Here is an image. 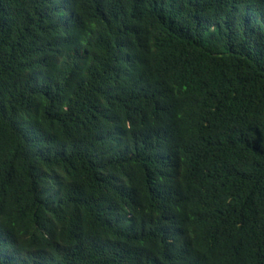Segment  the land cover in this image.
Listing matches in <instances>:
<instances>
[{
  "label": "trees",
  "instance_id": "obj_1",
  "mask_svg": "<svg viewBox=\"0 0 264 264\" xmlns=\"http://www.w3.org/2000/svg\"><path fill=\"white\" fill-rule=\"evenodd\" d=\"M0 264H264V0H0Z\"/></svg>",
  "mask_w": 264,
  "mask_h": 264
}]
</instances>
